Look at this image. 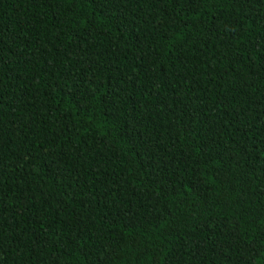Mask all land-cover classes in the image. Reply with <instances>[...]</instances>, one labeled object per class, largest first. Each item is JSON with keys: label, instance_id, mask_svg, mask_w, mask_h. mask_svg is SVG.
I'll use <instances>...</instances> for the list:
<instances>
[{"label": "trees", "instance_id": "obj_1", "mask_svg": "<svg viewBox=\"0 0 264 264\" xmlns=\"http://www.w3.org/2000/svg\"><path fill=\"white\" fill-rule=\"evenodd\" d=\"M102 262L264 264V0H0V264Z\"/></svg>", "mask_w": 264, "mask_h": 264}, {"label": "snow or ice", "instance_id": "obj_2", "mask_svg": "<svg viewBox=\"0 0 264 264\" xmlns=\"http://www.w3.org/2000/svg\"><path fill=\"white\" fill-rule=\"evenodd\" d=\"M120 2V0H113V3H116V4H118ZM257 47H259L260 45H259V43H257V45H256ZM102 264H103V262H102Z\"/></svg>", "mask_w": 264, "mask_h": 264}]
</instances>
